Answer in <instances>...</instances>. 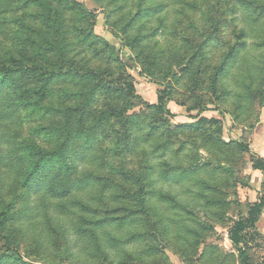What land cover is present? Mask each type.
Instances as JSON below:
<instances>
[{"label":"rangeland","instance_id":"1","mask_svg":"<svg viewBox=\"0 0 264 264\" xmlns=\"http://www.w3.org/2000/svg\"><path fill=\"white\" fill-rule=\"evenodd\" d=\"M78 1L97 15L94 33L114 47L127 66L121 72L115 65L112 69L135 86V94L127 98L133 110L156 104L161 91L172 92L170 126L165 133H152L151 116L141 118L135 146L122 156L114 152L115 140L106 137L116 132L107 123L100 142L80 154L78 171L104 180H96L97 186L75 200L84 198L95 209L92 201L102 189L108 191L111 205L100 204L96 218L125 217L124 204L133 210L123 227L99 230L102 249L71 231L77 216L87 215L86 209L72 208L75 214L66 218L70 245L53 243L48 218L36 209L41 194L35 195L22 176L6 166L9 154H0V203L15 200L0 253L9 238L8 246L25 264H243L242 251L251 264H264V211L254 225L248 216L249 207L264 200V171L255 168L257 162L264 166V0H164L169 5L166 29L139 37L133 46L122 41L124 32L114 33L105 9L92 0ZM111 1L104 0L113 22L118 10ZM160 25L155 19L142 33H154ZM232 48L233 57L213 85ZM85 56L92 64L105 65L92 48ZM202 113L208 122L219 121L200 132L175 129L166 143L170 128L188 125ZM35 125L25 121L24 135L30 137ZM112 167L132 172L134 180H125ZM240 221L248 229L246 249L229 240ZM66 258L70 260L64 262Z\"/></svg>","mask_w":264,"mask_h":264},{"label":"trees","instance_id":"2","mask_svg":"<svg viewBox=\"0 0 264 264\" xmlns=\"http://www.w3.org/2000/svg\"><path fill=\"white\" fill-rule=\"evenodd\" d=\"M92 1L107 11L114 33L124 32L122 41L129 46L136 44L141 36L149 38L166 29L165 10L169 5L164 0H112L118 10L113 22L109 3ZM120 12L122 16L119 17ZM69 16L72 18L70 24ZM96 19L97 15L78 0H0V35L3 36L0 40V154H9L6 166L18 178L22 176L25 187L31 186L37 196L41 194L36 209L41 210L42 215L46 214V228L53 243L64 247L72 242L66 221L70 214H75L72 208L86 209L83 212L87 213L81 212L71 224L72 233L75 237L91 240L99 249H102L99 230L108 225L123 227L133 217V210L124 204V211L128 212L125 217L96 218L101 212L100 204L111 205L108 191L104 193L102 189L92 201L97 209L90 207L91 203L84 198L75 200L78 194L97 186L96 180H104L88 171L80 173L77 166L80 154L90 152L100 142L102 127L107 123L112 125L116 132L108 133L106 137L115 140L114 152L124 156L135 146L134 133L136 127H141V118L150 115L153 120L150 131L165 133L173 116L168 106L172 92L168 89L160 92L156 104L133 110L127 98L135 94V86L127 78L117 77L112 69L113 65L120 69L118 72L122 67L128 68L114 47L94 33ZM155 19L161 22V27L144 35L143 30ZM90 48L103 56L101 60L105 65L92 64L86 59L85 53ZM233 54L232 48L216 70L213 85L221 80L226 62ZM203 114L191 118L193 122L188 125L172 126L166 143L170 142L175 129L200 132L207 124L219 121L212 118L208 122ZM29 119L36 125L27 137L23 129ZM47 121L49 123L44 124ZM255 168L264 171L260 162ZM111 169L125 180H134L132 172ZM28 195L27 199L32 194ZM14 201L0 203V238H4L9 228ZM88 210L94 212L90 217ZM263 211L264 200L249 207L252 225ZM23 214H27L26 210ZM247 236V225L240 221L235 224L229 240L233 246L246 249ZM6 241V249L0 253V264H25L16 249L8 246L9 238ZM69 260L66 258L64 262ZM241 260L243 264H251L245 251L241 252Z\"/></svg>","mask_w":264,"mask_h":264}]
</instances>
